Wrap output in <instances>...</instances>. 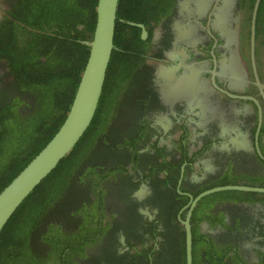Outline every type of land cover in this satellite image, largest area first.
Instances as JSON below:
<instances>
[{"label":"flooded vegetation","instance_id":"flooded-vegetation-1","mask_svg":"<svg viewBox=\"0 0 264 264\" xmlns=\"http://www.w3.org/2000/svg\"><path fill=\"white\" fill-rule=\"evenodd\" d=\"M16 1L0 0V24ZM143 2L113 39L99 122L117 146L55 207V248L34 251L48 264H186L193 200L264 189V0L255 17L257 0ZM7 63L0 54V125L36 117L45 94ZM188 223L192 264H264V192L209 194Z\"/></svg>","mask_w":264,"mask_h":264},{"label":"trees","instance_id":"trees-1","mask_svg":"<svg viewBox=\"0 0 264 264\" xmlns=\"http://www.w3.org/2000/svg\"><path fill=\"white\" fill-rule=\"evenodd\" d=\"M143 1L118 0L114 37L117 25H120L118 20H134L131 15L128 16L134 8L143 6ZM160 1L166 3L171 0ZM96 4L97 0H17L8 12L10 18L0 24V54L11 67L16 82L34 94L42 89L45 92L38 105L32 107L36 115H43L41 121L33 128V134L26 135L23 132L25 126L20 127L24 134L20 133L13 140L10 155L3 149L5 138L12 139V130L6 127H12L15 121L21 122L22 126L26 120L12 114L11 123L0 125V192L39 153L63 123L88 58L89 47L84 42L91 40L94 31ZM118 55L116 50L111 53L95 117L83 137L3 226L0 264H48V257L36 258L34 251L47 249L53 252L55 248V239L60 234V229L52 225L57 218L55 207L66 204L73 180L84 184L86 172L83 168L99 165L101 155L106 154L109 146H117L116 140L108 145L109 138L99 119L104 117L101 107L106 93L114 84L111 72L117 66ZM62 111L66 112L61 117ZM134 145L135 141H131L129 147L134 148ZM80 216L85 223L86 215ZM78 224L83 226L81 222ZM66 242L64 240L63 244Z\"/></svg>","mask_w":264,"mask_h":264},{"label":"water","instance_id":"water-1","mask_svg":"<svg viewBox=\"0 0 264 264\" xmlns=\"http://www.w3.org/2000/svg\"><path fill=\"white\" fill-rule=\"evenodd\" d=\"M259 0L254 9L256 14ZM118 0H97L94 31L89 42L88 58L78 82L68 113L57 132L47 144L33 157L18 175L0 192V233L29 194L57 167L83 137L90 126L101 97L107 68L113 51ZM254 22V21H253ZM143 31V36H145ZM222 190H245L264 192L260 188L222 187L202 193L191 203L184 223L186 227V264H192V240L189 217L192 207L209 194Z\"/></svg>","mask_w":264,"mask_h":264},{"label":"rangeland","instance_id":"rangeland-1","mask_svg":"<svg viewBox=\"0 0 264 264\" xmlns=\"http://www.w3.org/2000/svg\"><path fill=\"white\" fill-rule=\"evenodd\" d=\"M43 115L39 114L36 117H33L27 121L24 122V124L21 126V122L15 121V123H12V127H6L7 130H12V139L10 137H6L5 138V144L3 146V149L8 151V155H10V149L13 151V149L11 148V144L13 143V140L15 141V138L20 134V133H25L26 135H29L33 128L37 126V123H39L42 119ZM26 123V124H25ZM25 126V127H24ZM20 127L23 128L24 127V131L22 132V130H20ZM34 131V130H33ZM23 133V134H24ZM33 134V132H32ZM31 137V136H28ZM21 143H24V141H20Z\"/></svg>","mask_w":264,"mask_h":264}]
</instances>
